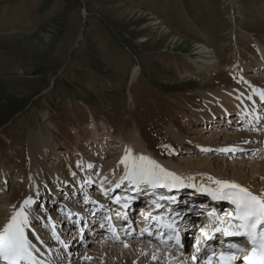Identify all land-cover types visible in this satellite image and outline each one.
Here are the masks:
<instances>
[{
    "label": "rangeland",
    "instance_id": "1",
    "mask_svg": "<svg viewBox=\"0 0 264 264\" xmlns=\"http://www.w3.org/2000/svg\"><path fill=\"white\" fill-rule=\"evenodd\" d=\"M263 60L264 0H0V207L8 206L7 195L28 192L33 135L45 140L44 162L74 185L124 176L121 159L128 135L136 132L170 171L189 165L194 175L201 168L214 175L226 169L225 177L234 179L240 166L243 179L257 178L255 188L264 192V177L251 164L256 156L264 158V150H258L262 145L240 154L217 151L226 147L223 134L264 137V120L239 123L234 111L230 120L235 121L223 119L211 130L204 114L220 110L215 96L221 90L261 97L264 68L256 67ZM258 111L264 119V108ZM203 142L209 147L195 150ZM203 161L212 167L199 166ZM16 171L26 177L15 180ZM51 183L49 208L54 206L50 213L58 223L55 208L68 199L65 193L55 196L56 181ZM128 185L132 191L120 192V200L130 197V212L140 195L147 193L146 200L156 194L145 185L137 192ZM90 193L100 196L93 181ZM82 196L74 200L82 202ZM182 197L179 207H201L192 196ZM44 199L38 198L35 209H44ZM183 253L181 259L192 264L187 247ZM151 258L148 253L136 260L167 264Z\"/></svg>",
    "mask_w": 264,
    "mask_h": 264
},
{
    "label": "bare ground",
    "instance_id": "2",
    "mask_svg": "<svg viewBox=\"0 0 264 264\" xmlns=\"http://www.w3.org/2000/svg\"><path fill=\"white\" fill-rule=\"evenodd\" d=\"M212 65H215L216 62H212ZM256 70H259L261 68H264V60L259 63V67H256ZM259 68V69H258ZM138 74V69L134 71V79ZM251 76V75H249ZM257 82L254 83V86L257 89H261L262 87L259 86ZM254 89V88H253ZM264 90V89H263ZM224 91V90H223ZM221 92L218 93L216 99L219 101V103H222L220 107V110H208L207 113H204L207 117L206 120H210L211 123L210 128L211 130L213 128L218 127L217 122L223 123V119H228V122L235 121V119H231V116L238 114L241 123L244 121L247 124L251 123H257L264 120L262 119L261 113L258 111L259 108H264V102H260L262 99L261 97H256L255 95H252L248 92H245L243 90H229L227 92ZM227 103V105H225ZM260 105L261 107H258ZM235 111V114H234ZM206 112V111H205ZM231 112V113H230ZM233 112V115H232ZM214 123V124H213ZM264 123V121H263ZM243 124V123H242ZM243 124V125H244ZM242 128V127H240ZM196 129V128H195ZM222 130V129H220ZM206 132H209L208 129H206ZM211 133V132H210ZM232 133V132H231ZM234 134V133H233ZM36 135V134H35ZM213 135L211 136V139L215 140L213 138ZM225 136V143L226 147H223L222 145L219 146V149L222 148H228V147H235L238 150L233 151L235 154H240L241 152L248 150L252 147H255V150L261 147L260 150H264V137H256L249 135L247 133H235L233 137H231L228 133L227 135L223 134ZM199 137H202L201 135ZM43 139V138H42ZM185 138H178L179 142H183ZM237 139V140H235ZM256 143V144H254ZM252 144L256 146H251ZM45 140L41 141L38 137H35L34 135L31 138V156L30 157V169H29V183L28 186V192L23 197L18 196H12L7 195L6 200L8 201V206L0 207V228L3 227L5 223L9 220L10 216L12 215L13 211L15 209H19L25 199L31 198L33 203L26 208V211L29 213V221L31 224L30 229H26V233L28 235V238L35 244L36 248L39 249L38 252H35V255L37 256V259L41 261V264H150L148 261H137V258H140L144 254L150 253L152 256L151 262H155L156 260L162 259L167 264H189L188 259H181L182 257V251H173L172 249H169L165 247V243L163 242L162 245H158L157 240L159 235H156L155 237H152L149 233H138V235L129 236V235H123V236H116L113 233V226L116 224L115 222H125L127 224H130V212H128L127 207H124L125 204H127L128 199L125 197V201L123 203L120 200L122 191H132L130 189V186H126V183H128V180H124L121 183V179L123 176L118 177L117 174L114 175V177L109 181L108 179H105L101 177L100 179L97 178H87L85 180L81 179L78 181L77 185H73L72 182L65 180L63 171L54 169L51 166V162H44L45 155L49 153L48 149L46 147L44 148ZM46 146V145H45ZM127 150H131L132 157H138V156H146L151 158L152 160L156 161L159 159L155 153H153L147 146H142V144L139 142L138 134L136 132H132L128 135V142L126 144ZM200 148H196L195 150H203L205 147H209L207 142H203V144L200 145ZM52 146H50L51 148ZM191 149V147H189ZM54 154H60L61 150L59 148L52 147ZM254 150V151H255ZM256 152V151H255ZM126 154V151H125ZM253 165L257 167V171L260 173V177H264V158L261 157H254ZM162 162V161H161ZM158 163V162H157ZM209 165H206V164ZM201 162L199 163V166L201 167H208L212 165V162ZM160 164V163H158ZM165 164L167 165L165 167ZM165 169H168L167 162L161 163ZM219 165V164H218ZM122 166H125L124 164ZM171 168V166H169ZM212 167V166H211ZM126 169V166L124 167ZM189 170H193V167L185 168L181 172H175L174 170L172 172L176 173L178 176L183 178V183L185 186H188L191 182L192 184L196 185V188H189L190 190L187 193L183 192L182 195H175V193L178 191L182 192V187L180 188H173V191L169 193L168 197H174V200H180L181 198H184L182 196L184 195H190L193 197V199H202L204 198V201L202 204H206L205 201H210L212 197L210 195L207 196V193L199 192L197 189L201 185H206V187H209L211 184V180L209 177L217 178L219 180H226L224 176L226 175V169H222V171L216 172L214 175L208 174L210 170H208V173L204 172L207 170H204V168L199 169L201 173L199 175H194L191 172H188ZM238 177L234 179H230V181H234L239 185H242L246 188H248L250 191H252L255 194L264 193L263 191H258L255 187L258 184L257 178L253 179H243L246 174L243 173V167L237 166L236 168ZM44 171L49 172V175L44 173ZM180 171V170H179ZM252 173V172H251ZM24 172L16 171L15 180L22 179ZM26 177V176H25ZM28 177V176H27ZM121 178V179H120ZM215 178V179H216ZM261 179V178H260ZM7 180V176H5V181ZM52 180L56 181L53 183L55 186H57V192L55 193V196H60V193H65L67 197V201L65 203H61L58 209V223H56V220L52 219V215L49 212H46L49 210V204L46 203L45 208L43 210L41 209H35V203L38 200L39 197L43 196L47 201H52L54 198L50 197L49 194L51 191L52 186ZM193 180V181H191ZM51 181V182H50ZM92 181L98 186L100 189V196L99 195H93L90 193V189L87 191L85 187H89L90 184L92 185ZM119 184V187H116V185ZM71 186V189L73 190L69 191ZM132 189H135V185L131 184ZM141 185L140 187H142ZM184 186V187H185ZM56 188V187H55ZM64 188L65 192H62ZM88 189V188H87ZM151 189V188H150ZM149 189V190H150ZM158 190L164 191L169 190L166 188L158 187L156 190L150 191L149 194L154 193ZM4 192V191H3ZM6 192V191H5ZM4 192V193H5ZM68 192H72L68 194ZM80 192L85 193L84 199L85 202H76L74 199V195L80 194ZM137 192V191H136ZM101 193H104L105 198ZM158 193V192H157ZM147 193H144V195ZM206 195V196H205ZM143 196V195H141ZM148 196V194H147ZM201 197V198H200ZM117 198H119V203H117ZM141 197H139L138 201ZM153 198H156L155 194ZM158 198V196H157ZM209 198V199H208ZM102 201H100V200ZM166 199H163V201ZM153 201V200H152ZM156 201V200H154ZM214 203L218 207L221 206L222 201H216L213 200ZM165 202V201H164ZM199 202V201H198ZM201 202V200H200ZM226 203V201H224ZM230 203V202H229ZM43 204H45L43 202ZM223 204V203H222ZM227 203L224 205L226 206ZM15 206V209L14 207ZM151 203L149 201L141 203L140 204V214L139 216L141 218H145L148 214L151 213L149 208L151 207ZM234 205L230 203L228 207L221 206L222 210H225L226 208L233 209ZM180 206L175 207L172 210V216L178 218L179 223L181 225V228H183L185 231L188 232V226L190 224L188 223V220L186 219L189 217L190 214H193L194 210L190 209V206ZM92 212H95L93 216ZM119 214V215H118ZM129 215V216H128ZM74 216V217H73ZM101 216H103V220H101ZM182 216L185 217V221H182ZM225 216V215H224ZM37 219V222L33 224L34 220ZM69 221L68 224L65 223V221ZM193 219H191V223H193ZM60 222H63V224H66L67 228L71 227V231H68L67 229L63 231L61 228L62 224ZM90 222H94L96 227L94 232H96L95 238L91 237L90 233ZM206 222V221H203ZM195 224V223H194ZM35 225V226H34ZM196 225V224H195ZM39 226V228H37ZM54 226V227H53ZM200 226V225H199ZM200 229V228H199ZM71 233V238H65L64 235L67 233ZM89 232V233H88ZM58 234L60 236V240L55 239V235ZM39 236L40 239L37 240L36 236ZM102 238L99 240L98 238ZM43 241V243H41ZM61 241L63 243H61ZM108 243H111V245H108ZM113 243H115L113 245ZM94 244V245H92ZM125 245L133 246V252L134 255L131 252L124 251L120 248H123ZM152 245V246H151ZM122 246V247H121ZM194 252V251H193ZM193 252L191 254H193ZM156 256L157 259H153V256ZM82 256L80 261L78 258ZM198 256V254H197ZM85 257H89V259H86ZM198 256V260H200L201 263L196 264H204L203 259ZM117 260V261H116ZM193 261V260H192ZM155 264V263H152Z\"/></svg>",
    "mask_w": 264,
    "mask_h": 264
},
{
    "label": "snow or ice",
    "instance_id": "3",
    "mask_svg": "<svg viewBox=\"0 0 264 264\" xmlns=\"http://www.w3.org/2000/svg\"><path fill=\"white\" fill-rule=\"evenodd\" d=\"M261 98H264V92L261 93ZM164 147L168 148L170 146ZM237 150L235 147H228L217 151L232 152ZM121 164H124L127 168L121 183L128 180L136 186L134 189L136 191L140 190L141 185L152 189L162 187L169 190L185 186L182 177L165 169L149 157L143 155L132 157L130 149L126 150L125 156L121 159ZM209 179L217 187L212 188L201 185L197 191L209 193L213 200L228 201L234 205V211L227 213L226 217L217 216L215 218L219 225L224 226L213 227V233H222L225 237H243L247 240L250 250L246 256L238 257L237 253L243 251V249L237 243H229L227 248L219 253L215 250L210 251L206 243L203 249L196 247L195 253L201 254L200 258L203 259L204 264H212L214 259L217 264H264V193L255 194L234 181L218 180L212 177H209ZM188 186L196 188L195 184ZM116 187H119V184ZM160 199L174 200V197H160ZM32 203L33 201L29 197L25 199L19 209H15V206H13L15 210L7 223L0 228V264H41V261L35 255V252H38L39 249L36 248L26 233V229L31 228L29 213L26 208ZM117 203H119V198H117ZM156 206L162 207L159 204ZM124 207H128V205L125 204ZM151 218L161 219L160 217ZM145 219L147 220L148 217L146 216ZM164 227L175 230L174 222H165ZM36 239L39 240L40 237L37 235ZM55 239L59 241L60 236L56 234ZM168 239H174L176 244H180L179 233L168 236ZM212 239H215V236L205 235V241ZM61 243L63 242L61 241ZM199 243L200 241H196L197 245ZM85 258L89 259V257ZM153 259H157V257L154 255ZM191 259L198 262L197 255H192Z\"/></svg>",
    "mask_w": 264,
    "mask_h": 264
},
{
    "label": "trees",
    "instance_id": "4",
    "mask_svg": "<svg viewBox=\"0 0 264 264\" xmlns=\"http://www.w3.org/2000/svg\"><path fill=\"white\" fill-rule=\"evenodd\" d=\"M22 108H16V109H13L12 110V112H11V114H16L18 111H20ZM0 124H2V122L0 123Z\"/></svg>",
    "mask_w": 264,
    "mask_h": 264
}]
</instances>
